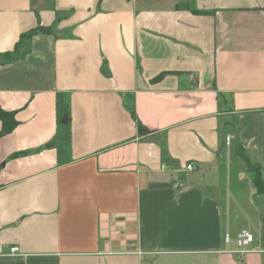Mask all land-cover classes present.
<instances>
[{
	"label": "crops",
	"instance_id": "crops-1",
	"mask_svg": "<svg viewBox=\"0 0 264 264\" xmlns=\"http://www.w3.org/2000/svg\"><path fill=\"white\" fill-rule=\"evenodd\" d=\"M35 1L0 0V54L52 29L0 58V264H264V0Z\"/></svg>",
	"mask_w": 264,
	"mask_h": 264
},
{
	"label": "trees",
	"instance_id": "trees-1",
	"mask_svg": "<svg viewBox=\"0 0 264 264\" xmlns=\"http://www.w3.org/2000/svg\"><path fill=\"white\" fill-rule=\"evenodd\" d=\"M51 31H52L51 28H43V26L38 24L35 28L29 29L21 33L17 42L14 44L13 49L11 51H6L0 54L1 62L13 61L20 58L23 55L24 51H27L30 38L33 34L38 32H51ZM161 75L162 74L156 76L155 79L161 77ZM0 123H1V127H0V137H1L2 135L11 132L17 125V120L15 118V111L6 110L0 107ZM19 153L20 152H14L11 154V156H16ZM239 159L245 168L247 169L253 168V166L250 165L248 159L242 153L239 154ZM253 183L258 191L264 193V186L262 184L258 168L255 170V173L253 175Z\"/></svg>",
	"mask_w": 264,
	"mask_h": 264
},
{
	"label": "built area",
	"instance_id": "built-area-1",
	"mask_svg": "<svg viewBox=\"0 0 264 264\" xmlns=\"http://www.w3.org/2000/svg\"><path fill=\"white\" fill-rule=\"evenodd\" d=\"M162 170H167L172 176L171 183L176 189H182L184 187V177L183 174L191 169H193V161H187L182 166H174L168 168L165 165L161 166ZM225 240L228 241V237H225ZM254 241V235L251 231L247 229H241L235 236V243L238 247V254L244 255L249 251H256L255 249H249V246ZM18 252V247L12 245L9 247V254L14 255ZM24 264V263H23Z\"/></svg>",
	"mask_w": 264,
	"mask_h": 264
},
{
	"label": "water",
	"instance_id": "water-1",
	"mask_svg": "<svg viewBox=\"0 0 264 264\" xmlns=\"http://www.w3.org/2000/svg\"><path fill=\"white\" fill-rule=\"evenodd\" d=\"M41 6H42V0H36L35 3L32 6V9L36 10V9L40 8ZM66 121H67V118L64 117L61 120V123H66Z\"/></svg>",
	"mask_w": 264,
	"mask_h": 264
},
{
	"label": "rangeland",
	"instance_id": "rangeland-1",
	"mask_svg": "<svg viewBox=\"0 0 264 264\" xmlns=\"http://www.w3.org/2000/svg\"><path fill=\"white\" fill-rule=\"evenodd\" d=\"M227 155H228V153H227V150H226V156H227ZM226 158H227V157H226ZM228 159H229V158H228ZM228 159H227V160H228ZM235 245H236V243H235ZM236 247H237V246H236Z\"/></svg>",
	"mask_w": 264,
	"mask_h": 264
}]
</instances>
